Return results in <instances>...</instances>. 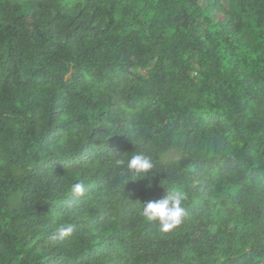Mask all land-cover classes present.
Returning <instances> with one entry per match:
<instances>
[{
  "label": "trees",
  "instance_id": "1",
  "mask_svg": "<svg viewBox=\"0 0 264 264\" xmlns=\"http://www.w3.org/2000/svg\"><path fill=\"white\" fill-rule=\"evenodd\" d=\"M0 264H264V0H0Z\"/></svg>",
  "mask_w": 264,
  "mask_h": 264
},
{
  "label": "clouds",
  "instance_id": "2",
  "mask_svg": "<svg viewBox=\"0 0 264 264\" xmlns=\"http://www.w3.org/2000/svg\"><path fill=\"white\" fill-rule=\"evenodd\" d=\"M115 167L120 169L121 176L128 181H137L150 174L154 165L152 160L143 153H135L126 159L119 157L115 159ZM85 191L83 183L77 182L71 186L74 196H82ZM187 193L173 189L158 200L148 201L145 204L139 202V214L150 222H156L161 232L167 233L177 227L185 215L184 201ZM71 204V201L69 202ZM74 231L72 224H60L55 229V234L59 239H64Z\"/></svg>",
  "mask_w": 264,
  "mask_h": 264
}]
</instances>
